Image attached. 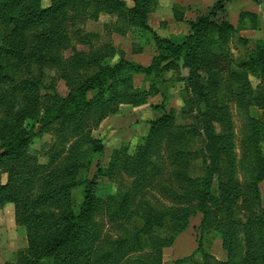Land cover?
I'll return each mask as SVG.
<instances>
[{"label":"trees","instance_id":"obj_1","mask_svg":"<svg viewBox=\"0 0 264 264\" xmlns=\"http://www.w3.org/2000/svg\"><path fill=\"white\" fill-rule=\"evenodd\" d=\"M132 1L130 7L124 0H51L48 6L42 0H0V116L6 119L0 126V167L7 174L6 181L0 182V208L13 205L14 221L24 228L27 237V247L4 264H116L125 252L143 248L150 253L142 264H163L162 248L169 246L197 213L201 215L196 227L197 247L174 264H264V208L256 211L252 207V198L258 199V184L264 180V118L249 117L253 174L250 182L241 184L234 176L232 120L226 107L218 105L214 97L228 41L246 20L252 23L251 29H256L257 15L240 13L235 28L226 12V4L233 0H217L206 13L188 22L187 37L175 43L147 25L153 0ZM73 12L88 13L94 20L100 13L124 18L128 26L152 34L157 55L148 66L123 59L103 64L104 55L74 50L66 31L69 13ZM69 48L72 54L64 60L61 50ZM179 62L188 68V76L183 79L185 109L194 114V124L178 126L177 133H173L174 111L156 106L161 114L149 122V132L141 142L130 152L128 147L115 149L108 168H98L94 176L87 177L91 158L104 151V144L84 134L86 119L90 115L102 118L110 105L119 102L144 104L149 91L133 89V74L152 77L156 86L168 71L179 68ZM45 65L62 70L61 78L68 87L66 95L59 94L53 82H46L42 73ZM237 67L242 71L235 75L242 79L239 86H247L249 73L263 81L264 40L256 42ZM247 91L237 89L236 99L241 101ZM253 105L264 112V91H257ZM7 119H11L9 123ZM50 129L60 137L67 133L80 138L61 166L43 175L39 191L33 195L41 167L28 154V148L34 136ZM165 136L167 144L185 145L197 137L203 142L200 150L169 153L173 163L184 165L177 173L182 192L172 195L171 207L151 206L142 211L141 226L131 237L113 241L99 251L95 243L100 225L95 215L100 208L105 207L113 222L129 221L136 212L131 208L133 196L121 188L106 198L99 197L97 177L106 175L111 180L120 168L137 184L148 183L157 174L152 152ZM64 141L60 142L61 150L52 155L51 164L64 152ZM81 143L86 147L84 151L79 148ZM199 154L202 174L191 176L187 167ZM80 186L82 199L76 203L72 192ZM211 233L220 236L225 261L211 262L206 249V236Z\"/></svg>","mask_w":264,"mask_h":264},{"label":"rangeland","instance_id":"obj_2","mask_svg":"<svg viewBox=\"0 0 264 264\" xmlns=\"http://www.w3.org/2000/svg\"><path fill=\"white\" fill-rule=\"evenodd\" d=\"M124 1L130 7L134 5L132 0ZM178 1L179 4L173 3L170 8L169 6L164 7L165 4L162 3L168 2V0H153L146 23L157 35L168 38L175 43H182L189 33L188 22L206 13L208 8L212 7L217 0ZM42 2L44 6H48L51 0H42ZM256 5L264 10V0H262V4L257 2ZM227 15L231 23L228 12ZM257 18L258 26L256 29H251L252 23L246 20L228 41L225 48L226 60L221 62L218 69V86L214 96L218 105L226 107L232 120L235 152L234 176L241 184L250 182L253 174L254 156L248 139L250 134L249 117L261 120L264 118V112L253 105V98L257 91H264V80L262 81L249 73L247 86H239L242 79L240 76H235L242 72L238 69L237 64L246 59L256 46V42L264 40V23L260 22L258 15ZM233 22L232 25L237 28L238 21L233 20ZM66 31L74 50L85 52L87 55L92 52L104 55L103 64H115L123 59L133 64L148 66L157 55L152 34L141 31L134 26H128L126 20L116 14L100 13L94 20L88 16V13H69ZM87 35L89 36L86 37ZM61 52L64 60H67V57L72 54L71 48L62 49ZM178 65V69L168 71L164 75L163 81L157 82L156 86H154L152 77L140 73L133 74V89L139 92L149 91L144 104L131 106L119 102L110 105L102 118L98 119L95 115H90L86 119L84 134L95 139H101L104 144V151L94 154L91 158L92 163L86 174L87 177L94 176L98 168L105 171L115 149L123 146L128 147L130 152L132 147L141 142L149 132V122L161 114V110L156 109V106H163L166 111H174L175 130L174 128L171 130L173 133H177L178 126L184 127L194 124V114L187 113L185 109L187 95L183 79L185 80L188 76V68H185L181 62ZM61 71L54 65L42 66V73L46 77V82H53L58 93L66 95L68 87L61 78ZM239 88L248 89L241 101L235 97L236 90ZM4 120L6 119L0 116V126ZM10 120L7 119L8 123ZM78 138L80 136L67 133L64 137H60L55 129H50L42 136H34L29 145L28 154L36 160L41 169L40 174L35 178L33 195L38 193L43 175L52 168L61 166L68 150L79 140ZM167 138V136L162 137L152 152L151 157L157 164V174L148 183L137 184L136 181L134 182V177L128 176L120 168L115 170L111 180L106 175L97 177L96 194L99 197L106 198L121 188L123 192L133 196L131 208L133 212H136L129 221L113 222L107 216L105 207L100 208L95 215L100 225V237L95 243L99 251L108 248L113 241L131 237L135 230L141 226L142 219L139 218V214L142 211L144 212L151 206L154 208L171 207L173 205L172 195L182 192L183 186L177 179V173L182 170L184 165L180 162L173 163L169 153L177 149L200 150L203 147V142L201 138L197 137L185 145L174 142L167 144ZM63 140H65L64 152H61L56 163L51 164L52 155L61 150L60 142ZM262 145L264 146V142ZM79 148L81 151L86 149L83 143L80 144ZM187 168L191 176L202 174L203 164L200 154L190 160ZM6 178L7 174L0 167V182L4 183ZM258 189V199L252 198V207L253 210L261 211L264 208V180L258 184ZM82 191L83 186L73 190L72 194L76 203L81 201ZM200 219V213L190 217L188 227L178 234L169 246L162 248L163 264H174L176 260L195 251L197 247L196 227ZM0 246V254L8 256L9 261H13L16 254L27 247L25 230L14 221L12 204L0 208ZM143 249V251L125 252L120 262L118 261L116 264H142L148 261L150 252L147 248ZM206 249L212 263L226 260V253L222 249L218 234L211 233L206 236ZM240 251L239 248L237 254ZM238 259L239 257L236 258V260Z\"/></svg>","mask_w":264,"mask_h":264},{"label":"crops","instance_id":"obj_3","mask_svg":"<svg viewBox=\"0 0 264 264\" xmlns=\"http://www.w3.org/2000/svg\"><path fill=\"white\" fill-rule=\"evenodd\" d=\"M250 1L251 0H233V1H230L228 4H226V11L228 12L229 16L231 17V24L234 23L233 20L235 22L238 21L239 14L244 12V11H250V12L257 14L259 16L260 22L264 23V10L261 8H258V5H256L257 2L252 1V3H250ZM168 2H170V0H168ZM168 2H162L165 4L163 6L164 7L169 6L171 8V5L173 3L179 4L178 0H172L170 3H168ZM258 4H262V0L261 1L259 0ZM233 10H235L234 13H233ZM261 10H263V11H261ZM6 254H7V252H6ZM6 261H9L8 256H5L4 254L3 255L0 254V264H4Z\"/></svg>","mask_w":264,"mask_h":264}]
</instances>
